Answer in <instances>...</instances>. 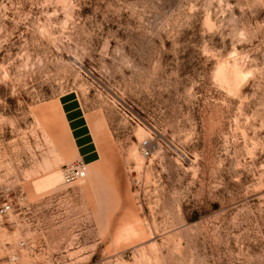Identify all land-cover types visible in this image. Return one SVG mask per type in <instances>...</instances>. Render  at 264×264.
Masks as SVG:
<instances>
[{"label":"rangeland","instance_id":"374dc122","mask_svg":"<svg viewBox=\"0 0 264 264\" xmlns=\"http://www.w3.org/2000/svg\"><path fill=\"white\" fill-rule=\"evenodd\" d=\"M3 196L23 264H264V0H0Z\"/></svg>","mask_w":264,"mask_h":264},{"label":"built area","instance_id":"2783aa9c","mask_svg":"<svg viewBox=\"0 0 264 264\" xmlns=\"http://www.w3.org/2000/svg\"><path fill=\"white\" fill-rule=\"evenodd\" d=\"M143 152L145 157H149L150 153L145 146ZM88 167L89 166L81 160L65 166L63 169V184L69 187L84 180L88 174ZM16 201L19 203L20 199L9 196L0 197V264H23L21 254L17 249H23L26 244L21 243L18 248H14L12 243L5 242L1 236L2 230L7 228L6 224L15 216L16 212H18ZM22 208L25 207L20 205L19 210H22ZM12 226H14V224H12Z\"/></svg>","mask_w":264,"mask_h":264},{"label":"crops","instance_id":"0c3cea01","mask_svg":"<svg viewBox=\"0 0 264 264\" xmlns=\"http://www.w3.org/2000/svg\"><path fill=\"white\" fill-rule=\"evenodd\" d=\"M60 104L65 115L72 145L79 159L88 166L97 164L100 154L87 115L80 102L73 97H65L60 101Z\"/></svg>","mask_w":264,"mask_h":264},{"label":"bare ground","instance_id":"6f19581e","mask_svg":"<svg viewBox=\"0 0 264 264\" xmlns=\"http://www.w3.org/2000/svg\"><path fill=\"white\" fill-rule=\"evenodd\" d=\"M46 109V111L47 112H50V113H52V111H59V113H60V111H61V109H60V105L58 104V103H54V104H52L50 107H46L45 108ZM62 114V113H61ZM74 156L76 157V158H79L78 157V155H77V153H76V151H75V153H74ZM62 181H63V178H62ZM127 235H129V236H134L135 234H136V231H135V229H133V228H130V227H128L127 229H126V232H125Z\"/></svg>","mask_w":264,"mask_h":264}]
</instances>
